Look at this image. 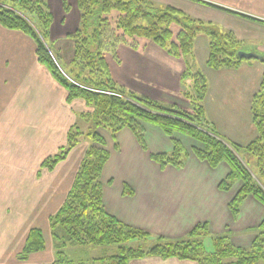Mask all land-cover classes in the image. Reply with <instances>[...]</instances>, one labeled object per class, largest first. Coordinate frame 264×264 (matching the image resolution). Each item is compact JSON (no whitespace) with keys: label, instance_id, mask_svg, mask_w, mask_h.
I'll list each match as a JSON object with an SVG mask.
<instances>
[{"label":"crops","instance_id":"1","mask_svg":"<svg viewBox=\"0 0 264 264\" xmlns=\"http://www.w3.org/2000/svg\"><path fill=\"white\" fill-rule=\"evenodd\" d=\"M43 1L52 15L50 42L67 43L80 24L77 0H66L67 10L62 0ZM150 1L173 7L210 30L231 33L239 51L262 59L243 60L236 68L209 69L205 65L207 35L200 33L194 40L195 66L207 80L206 119L226 141L248 144L256 137L250 103L264 74V0ZM139 41L135 49L120 45L114 55H106L115 84L143 97V93L154 91L158 101L167 99L185 106V88L180 79L184 61L153 42ZM146 88L149 90L144 91ZM86 110L82 100L67 102L66 90L38 63L30 37L0 25V264L53 263L49 217L63 204L88 142L80 141L52 170L40 165L65 145L69 128ZM141 125L145 149L127 128L117 135V146L110 135L102 132L109 153L100 176L106 212L130 227L169 239L184 237L196 224L206 223L211 234L229 231L234 246L250 247L255 237L253 230L264 218V206L247 197L233 218L228 203L240 184L227 192L218 189L228 172L227 165L211 168L194 156L192 148L201 146L191 138L181 134L169 137L153 125ZM172 139L187 150L186 164L182 169L169 165L161 169L150 155L171 152ZM126 187L132 194H124ZM170 189L178 195H166ZM31 228L42 230L45 248L21 261L18 254ZM77 248L87 247H68L66 257L68 251ZM128 264L198 263L146 257L132 259Z\"/></svg>","mask_w":264,"mask_h":264},{"label":"trees","instance_id":"2","mask_svg":"<svg viewBox=\"0 0 264 264\" xmlns=\"http://www.w3.org/2000/svg\"><path fill=\"white\" fill-rule=\"evenodd\" d=\"M62 3L67 10L66 0ZM77 7L80 24L68 37L73 42V54L69 64L62 68L56 54L51 51L52 57L50 48L43 43V40L47 42L52 24L46 3L43 0H0V25L30 37L35 43L38 63L66 90L67 102L82 100L90 110L77 116L78 120L67 132L65 145L40 165L52 170L80 143L82 137L87 140L88 148L66 198L49 217L55 253L52 264H128L132 259L146 257L192 260L198 264H264V218L253 230L255 237L250 247L241 248L230 242V232L211 234L206 223L196 224L183 239H168L130 227L108 214L102 203L100 176L109 153L103 148L105 140L98 133L99 129L108 132L117 146V135L127 128L143 149L145 142L141 123L153 125L169 137L181 134L191 138L201 146L192 148L198 160L211 168L221 163L227 165L228 172L218 184L220 191L227 192L236 183L240 184L228 203L231 215L236 218L247 197L264 206V74L250 103L256 137L244 146L236 145L220 137L206 119L207 80L195 66L193 53L196 36L204 33L208 37L207 68L238 67L243 59L237 55L239 44L231 33L210 30L201 21L150 0H77ZM110 25L111 31L106 32L105 27ZM174 25L177 27L175 33ZM140 38L149 39L172 57L184 61L180 79L185 88L182 91L185 106L138 97L113 81L106 55H114L120 45L135 48L134 40ZM69 65L73 70L66 73L64 70ZM188 80L189 85L186 83ZM80 121L89 122L86 132L80 130ZM172 145L169 153L150 155L161 169L168 165L182 169L186 164L187 150L176 139H172ZM240 151L256 159L255 177L241 160ZM124 194L130 195L132 191L126 187ZM149 239H153V243L144 246V241ZM205 239L211 240V251L205 250ZM133 243L135 246H131ZM68 247H102L113 251L110 255L89 261L74 262L65 255ZM44 248L42 230L31 228L18 259L24 261L30 254Z\"/></svg>","mask_w":264,"mask_h":264},{"label":"rangeland","instance_id":"3","mask_svg":"<svg viewBox=\"0 0 264 264\" xmlns=\"http://www.w3.org/2000/svg\"><path fill=\"white\" fill-rule=\"evenodd\" d=\"M80 13V12H79ZM51 27V26H50ZM111 28H112V26L110 25V26H106L105 27V31L106 32H110L111 31ZM173 30H174V33H175V31H177V27H176V25H174L173 26ZM49 35H50V30H49ZM72 35V34H71ZM71 35H69L68 37H70ZM50 36L48 37V39H47V42L46 41H44L43 40V43L45 42V45H46V47L47 48H50V50H49V52H53V54H56V56L59 58V63L61 64V66H62V68L63 67H65V65H68L69 64V62H70V59H71V57H72V54H73V45H72V41H70V38H68L67 40H66V42L67 43H65V42H63V41H61V42H58V43H56V42H50ZM141 40H147V39H143V38H140ZM140 39H135L134 40V43H135V46L136 47H138L140 44H139V40ZM106 40V39H105ZM147 41H149V39L147 40ZM69 42V43H68ZM151 42V41H150ZM56 43V44H55ZM65 43V44H64ZM60 44H62V45H60ZM60 46V47H59ZM121 46H123V45H121ZM125 46V45H124ZM59 48V49H57V48ZM135 47V48H136ZM134 48V49H135ZM52 52H51V54H52ZM52 54V57H54V55ZM110 57V56H109ZM107 61H109V63H111V59H109V58H107ZM59 64V65H60ZM60 66V67H61ZM77 68V67H76ZM72 69V67H70V65L68 66V67H66V69L64 70L66 73H68L70 70ZM73 70V69H72ZM109 72H110V70H109ZM73 73V72H72ZM111 75V74H110ZM112 77V76H111ZM187 83V85H189L188 84V82H186ZM119 87V86H118ZM126 89H128V88H126ZM126 89H124L126 92H131V91H128V90H126ZM130 90V89H129ZM146 90H149V89H145L144 91H146ZM136 96H138V97H142L141 95L142 94H140V95H138V94H135ZM143 95H144V97H152L153 96V100H156V101H158V95L156 94V92H154V91H149L148 92V94H144L143 93ZM146 95H148V96H146ZM160 102H162V103H165V104H170V103H172V101H170V100H163V101H160ZM86 111H90L89 109L88 110H86ZM88 125H89V122H84V121H80L79 122V128H80V130H82L83 132H86L87 131V128H88ZM143 128V127H142ZM102 132H105L106 133V135H110L108 132H106V131H104V130H101V129H99L98 130V133L102 136V135H104L105 133H102ZM103 137V136H102ZM83 140H85V138L84 137H82L81 138V142L83 141ZM87 141V140H86ZM106 145V144H105ZM105 145L103 146V148L106 150V148H105ZM100 147V146H99ZM241 152H242V154H241ZM239 156H240V158H241V160L247 165V168H248V170L250 171V173H251V175L252 176H254L255 177V174H256V172H257V169H255V166H256V159L253 157V156H251L250 154H248V153H245L244 151H240V153H239ZM174 192H175V194L176 195H178V192L177 191H175V189H170L169 191H167V193H166V195H173L174 194ZM208 231H209V229H208ZM210 232V231H209ZM229 232V231H228ZM151 235V234H150ZM152 236H155V235H152ZM187 235H185L184 237H181V238H178V239H183V238H185ZM161 237H164V236H161ZM165 238V237H164ZM169 239V238H168ZM153 239H149V241L147 242V240H146V242L144 241V246H149V245H151L153 242ZM230 242H231V236H230ZM232 243V242H231ZM204 245H205V250H207V251H211V249H212V245H211V240L210 239H205V241H204ZM131 246H135V244L133 243V244H131ZM76 250H78V251H76ZM112 251H113V249L112 248H107V249H105V248H102V247H87V248H82V249H71L70 251H68V258L69 259H71V260H73V261H80V260H82V261H89V260H91L92 258H98V257H103V256H105V255H110L111 253H112ZM66 252L67 251H65V254H66ZM67 255V254H66Z\"/></svg>","mask_w":264,"mask_h":264},{"label":"water","instance_id":"4","mask_svg":"<svg viewBox=\"0 0 264 264\" xmlns=\"http://www.w3.org/2000/svg\"><path fill=\"white\" fill-rule=\"evenodd\" d=\"M238 57L243 60H250V59H256V60H262L259 56L251 53H245L242 51L238 52Z\"/></svg>","mask_w":264,"mask_h":264}]
</instances>
